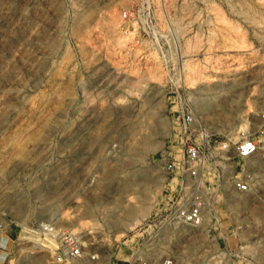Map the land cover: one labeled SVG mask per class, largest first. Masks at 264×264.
Returning a JSON list of instances; mask_svg holds the SVG:
<instances>
[{"label":"rangeland","instance_id":"374dc122","mask_svg":"<svg viewBox=\"0 0 264 264\" xmlns=\"http://www.w3.org/2000/svg\"><path fill=\"white\" fill-rule=\"evenodd\" d=\"M263 100L264 0H0V230L19 234L8 264H57L30 230L41 220L84 234L98 259L82 264H264L262 153L244 162L254 192L223 185L218 222H147L177 181L156 161L179 148L177 111L236 138Z\"/></svg>","mask_w":264,"mask_h":264},{"label":"built area","instance_id":"2783aa9c","mask_svg":"<svg viewBox=\"0 0 264 264\" xmlns=\"http://www.w3.org/2000/svg\"><path fill=\"white\" fill-rule=\"evenodd\" d=\"M130 17L131 14L127 10L120 15L123 21L129 20ZM164 65L166 68V63ZM165 76L166 82L176 91L183 89L182 70L170 73L167 69ZM177 112L181 131L179 148L160 153L156 160L162 164L163 172L172 176L171 181L175 176L177 178L174 185L170 186L171 194L164 206V215L155 214L147 221L148 228L156 227L157 232L163 226L196 227L202 225L209 216L210 221L218 222L213 204L222 198L223 185L226 184L233 194L239 196L254 192V176L245 169L244 162L259 156V153L264 154V100L256 114L258 122L239 131L236 138L225 136L221 139L204 129L197 133L201 125L195 120L191 110ZM7 225L10 226L9 223ZM30 230L46 241L44 246L57 264H82L98 259L97 252L87 249V241L82 233L57 227L53 222L46 220L37 221ZM156 234L154 233V236ZM18 239L19 234L14 239H8L6 236L0 239V264H8L10 243ZM136 264L176 262L173 258L165 256L160 257L156 263L139 258Z\"/></svg>","mask_w":264,"mask_h":264},{"label":"crops","instance_id":"0c3cea01","mask_svg":"<svg viewBox=\"0 0 264 264\" xmlns=\"http://www.w3.org/2000/svg\"><path fill=\"white\" fill-rule=\"evenodd\" d=\"M9 226H5L2 230H0V239H2V237L3 236H6L8 239H12V237H11V235H10V233H9ZM222 237V238H221ZM183 238V237H182ZM229 238L228 237H226V236H221V235H214V234H206V235H204V237H203V240H205L206 242H207V246H210V244L212 245V246H219L221 243H224V246H225V241L224 240H228ZM223 246V247H224ZM221 248H219L218 250H214V249H212V250H210V252H209V249L206 251V253L204 254L206 257H209V256H213L214 255V253L216 252V251H218L219 253H221ZM222 253H223V255L226 253V249H224V251H222ZM167 257H171V258H173L172 256H167ZM173 260L176 262V264H178L177 263V260H175L174 258H173ZM88 262H92V261H88ZM128 263H130V262H128ZM92 264H98V263H92ZM99 264H100V262H99ZM107 264V263H106Z\"/></svg>","mask_w":264,"mask_h":264}]
</instances>
